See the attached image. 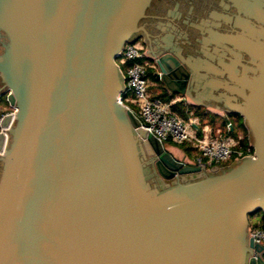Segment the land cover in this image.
Here are the masks:
<instances>
[{"label":"water","instance_id":"obj_1","mask_svg":"<svg viewBox=\"0 0 264 264\" xmlns=\"http://www.w3.org/2000/svg\"><path fill=\"white\" fill-rule=\"evenodd\" d=\"M153 1L0 0V101L15 108L0 134V264H264L248 219L264 212V21L227 34L203 18L196 51L148 47L167 91L241 116L253 156L209 169L118 100L115 58L151 40ZM179 18L166 11V38L187 34Z\"/></svg>","mask_w":264,"mask_h":264},{"label":"built area","instance_id":"obj_2","mask_svg":"<svg viewBox=\"0 0 264 264\" xmlns=\"http://www.w3.org/2000/svg\"><path fill=\"white\" fill-rule=\"evenodd\" d=\"M115 62L124 77V87L119 92L118 100L134 114L139 121L138 128L146 135L153 136L163 145H186L194 153L191 158L194 165H203L206 168L246 155L253 156L250 153L253 147L249 143L245 151L236 148L242 139L241 136L234 138L222 134L221 129L212 128L210 124L201 122L195 116L190 120H184L172 110L177 99L165 101L150 93L148 73L157 72V68L149 61L146 50L139 41L133 39L125 42ZM121 65L124 67L123 70ZM14 113L15 108L10 107L7 112L0 114L1 135H6L5 130L9 129V126L2 125L3 118L6 115L13 118ZM230 126L231 122L226 121L224 128L229 129ZM249 225V236L254 243L264 246V230L254 226V223Z\"/></svg>","mask_w":264,"mask_h":264},{"label":"flooded vegetation","instance_id":"obj_3","mask_svg":"<svg viewBox=\"0 0 264 264\" xmlns=\"http://www.w3.org/2000/svg\"><path fill=\"white\" fill-rule=\"evenodd\" d=\"M174 5H177V11L174 9ZM168 10L174 11L175 15L179 14L180 22L178 23L187 31L184 37L177 33L175 37L166 38L167 22L165 16ZM148 14L150 16L145 19L144 24L151 40H146L143 36L136 37L135 40L144 46L149 61L155 64V59L147 51L149 45L157 52L158 47L162 45L170 48L171 44L183 41L185 44H181L182 46L188 47L192 51L199 49L202 40L200 42L201 34L197 26L203 18L218 19V16L221 17V19L219 18L220 24L211 27L214 31L219 30L221 33L227 34L238 31L240 25L244 30L248 29L246 25L259 27L261 23L263 24L261 21H264V0H154ZM213 46L214 42L208 43V48L212 49ZM154 73L150 71L151 75ZM158 82L164 89L163 83ZM221 113L222 117L236 123L237 119L232 113L222 111Z\"/></svg>","mask_w":264,"mask_h":264},{"label":"trees","instance_id":"obj_4","mask_svg":"<svg viewBox=\"0 0 264 264\" xmlns=\"http://www.w3.org/2000/svg\"><path fill=\"white\" fill-rule=\"evenodd\" d=\"M120 67L123 70L124 67L122 65ZM148 76H149V79H153L150 72L148 73ZM157 96L159 98H161L162 100H165V101H169V100L174 98L173 95L169 96L167 93L162 92V91ZM172 110L174 111V113H176L179 117H181L184 120H188L189 115H191V116L198 117L201 122H207L211 126H215L216 121H218V119H219V121H220L219 129L222 130L221 131L222 134H226V135H229V136L234 137V138H236L238 135H241L242 139L240 140V143L236 148H242L244 151L247 149V146H248L247 131L243 127V124L241 123L242 122L241 116L232 113L233 116H235L237 119L236 123H234L231 120H228L222 116H217V115H213V114H209V113L205 114L203 112L204 109H202L201 107H193L191 105L184 104L182 102H176L172 106ZM226 121L231 122L232 131L224 128V124ZM172 145H174V144H172ZM180 146L185 151V153L190 156V157L188 156L189 158H192L194 156V153L192 152V150L189 149L186 145L181 144ZM250 153L253 154V148H251ZM231 162H232V160H229V161L220 163L218 166H224V165L230 164ZM252 217L257 218L256 222H254V226H259L261 229L264 230V212L263 211H256V212L250 214L248 216L249 224H250V218H252Z\"/></svg>","mask_w":264,"mask_h":264},{"label":"crops","instance_id":"obj_5","mask_svg":"<svg viewBox=\"0 0 264 264\" xmlns=\"http://www.w3.org/2000/svg\"><path fill=\"white\" fill-rule=\"evenodd\" d=\"M146 50V49H145ZM189 70V69H188ZM190 71V70H189ZM152 77H153V75H152ZM150 80V83H151V85H150V93L151 94H154V95H159V93L162 91V92H165V93H167L169 96L170 95H173V99H177V102H182V103H184V104H188V105H191V106H193V107H201V106H199V105H202V104H204V103H196L192 98H190L187 94H186V89H187V86L185 87V89H184V93H180V92H178V91H174V92H169V91H167L165 88L163 89L159 84V82L158 81H156V79L153 77V79H149ZM176 83L177 82H175V83H173L172 84V87L175 89V88H178V86L176 85ZM187 85H188V82H187ZM9 106H8V104H7V109H4V110H1L0 109V114L1 113H5V112H7L8 110H9ZM202 109H204L203 110V112L204 111H207L208 113H210V114H213V115H218V114H214L215 112L213 111H211V109H209L210 108V106L208 107V105L206 106V108H203V107H201ZM192 117H194V116H191V115H189V118H188V120H190V119H192ZM212 128H214V126H211Z\"/></svg>","mask_w":264,"mask_h":264},{"label":"rangeland","instance_id":"obj_6","mask_svg":"<svg viewBox=\"0 0 264 264\" xmlns=\"http://www.w3.org/2000/svg\"><path fill=\"white\" fill-rule=\"evenodd\" d=\"M122 69V68H121ZM157 81V80H156ZM0 109L1 110H4V109H7V103H6V101L4 100V99H2L1 101H0ZM210 114V113H209ZM210 116V115H209ZM217 116H219V114L217 115ZM219 125H220V121H219V119H218V121H216V123H215V126H214V128H216V129H218L219 128ZM238 136H241V135H238ZM242 137V136H241ZM164 147H165V149L169 152V153H171V155L174 157V158H176V159H178V160H181V161H184V162H187V163H191V164H194L193 163V161H192V159L191 158H189L190 156L189 155H187L186 153H185V151L182 149V147L180 146V145H172V144H165L164 145ZM189 156V157H188ZM192 157V156H191ZM235 160H237V159H235ZM235 160H233L231 163H233ZM230 163V164H231ZM230 164H227V165H224V166H219V167H225V166H228V165H230ZM212 167H214V166H212ZM211 168V167H210ZM209 168V169H210ZM256 220H257V218H255V217H252V218H250V224H253L254 222H256Z\"/></svg>","mask_w":264,"mask_h":264}]
</instances>
